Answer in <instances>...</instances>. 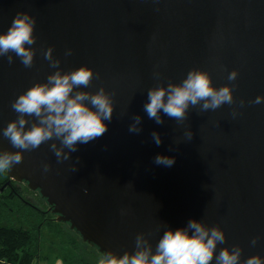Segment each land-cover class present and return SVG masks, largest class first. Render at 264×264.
<instances>
[{"label": "water", "instance_id": "obj_1", "mask_svg": "<svg viewBox=\"0 0 264 264\" xmlns=\"http://www.w3.org/2000/svg\"><path fill=\"white\" fill-rule=\"evenodd\" d=\"M17 12L35 18L36 40L31 68L14 53L11 64L0 57V152L23 156L8 171L12 180L38 192L101 254L134 252L139 233L155 251L165 230L194 219L225 233L210 264L234 244L243 250L240 264L264 257V101L252 103L264 97V0H0V32ZM48 48L62 73L93 70L91 83L72 95L103 88L113 102L107 131L62 162L51 150L62 147L56 137L27 151L2 135L19 115L12 101L58 70L44 59ZM191 69L207 72L217 89L230 86L234 103L207 111L190 105L183 122L161 112L157 124L144 111L149 89L178 85ZM137 116L141 131L131 133ZM25 119V130L39 123ZM157 155L175 157L174 165H157Z\"/></svg>", "mask_w": 264, "mask_h": 264}, {"label": "clouds", "instance_id": "obj_2", "mask_svg": "<svg viewBox=\"0 0 264 264\" xmlns=\"http://www.w3.org/2000/svg\"><path fill=\"white\" fill-rule=\"evenodd\" d=\"M36 20L26 12H17L6 32H0V57L7 56L8 63H13L10 52L18 57L26 68H31L34 62V50L30 47L35 43L33 35ZM26 45L28 47H26ZM53 49L44 52V59L50 66L58 70L47 77L46 83H36L18 95L11 103V108L18 113L16 120L7 123L2 135L11 143L13 148L20 150H35L42 143L56 137L62 147L51 145L57 162L69 159L72 152L77 151L78 144H88L101 137L107 131L105 121H111L113 114L112 98L101 88L95 94L76 92L74 88L87 87L93 80V70L81 66L70 72L62 73L58 66L60 61L54 59ZM72 54L67 49L65 56ZM238 73H229L228 79L234 81ZM264 97L258 96L252 103L259 104ZM87 102V103H86ZM202 102V103H201ZM234 103L233 91L230 86L215 88L212 86L207 72L191 69L180 84L169 83L167 87L149 89L148 102L144 104V111L157 124L163 123L161 112L169 118L183 122L190 105H200L201 110H216L224 104ZM91 105V107L89 106ZM25 116H35L38 124L25 130L27 120ZM139 116L135 117L128 131L139 133ZM192 138V133H186ZM152 138L157 146L161 144V137L153 132ZM68 149L65 152L64 149ZM22 151L0 152V172L9 171L14 165L22 162ZM155 163L164 167H171L175 157L157 155ZM44 171H49V165H44ZM72 171H76L73 167ZM259 238L252 239V245ZM224 231L218 227H206L203 223L190 220L186 227L175 230L167 229L163 232L153 251L151 244L142 233L135 237V251L117 255L111 250L105 251L98 264H210L218 244L225 243ZM242 248L239 245L225 247L215 255L216 264H240ZM244 264H264V257L256 254L244 260Z\"/></svg>", "mask_w": 264, "mask_h": 264}, {"label": "trees", "instance_id": "obj_3", "mask_svg": "<svg viewBox=\"0 0 264 264\" xmlns=\"http://www.w3.org/2000/svg\"><path fill=\"white\" fill-rule=\"evenodd\" d=\"M35 194L27 184L12 180L8 171L0 172V264H40L46 260L42 257L45 230L61 242L66 239L62 243L78 252L77 258H65L66 264H93L84 249L76 248V238L65 231L64 226L69 225L58 221L47 202ZM75 233L83 245L92 246Z\"/></svg>", "mask_w": 264, "mask_h": 264}, {"label": "rangeland", "instance_id": "obj_4", "mask_svg": "<svg viewBox=\"0 0 264 264\" xmlns=\"http://www.w3.org/2000/svg\"><path fill=\"white\" fill-rule=\"evenodd\" d=\"M36 196V195H35ZM31 197V196H30ZM66 232L69 233L71 237L76 238L77 247L82 251L83 249L87 252L86 255L93 264H98L100 256L102 255L98 249L92 246H85L81 242L80 238L76 233L70 229L69 226H64ZM43 241H42V257L46 260L40 262V264H66L65 258H77L78 252L72 245L63 244L62 242H67L63 239L61 242L57 239L49 230L43 231ZM81 254V253H80ZM79 254V255H80Z\"/></svg>", "mask_w": 264, "mask_h": 264}, {"label": "flooded vegetation", "instance_id": "obj_5", "mask_svg": "<svg viewBox=\"0 0 264 264\" xmlns=\"http://www.w3.org/2000/svg\"><path fill=\"white\" fill-rule=\"evenodd\" d=\"M38 194H39V193H37V192H36V194H35V195L37 196ZM39 195H40V194H39ZM57 217H58V216L56 215V219H57Z\"/></svg>", "mask_w": 264, "mask_h": 264}]
</instances>
